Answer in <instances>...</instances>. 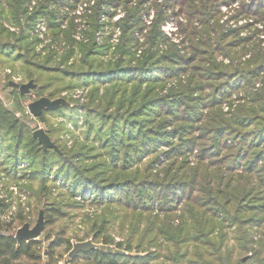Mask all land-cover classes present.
Here are the masks:
<instances>
[{"label":"trees","instance_id":"1","mask_svg":"<svg viewBox=\"0 0 264 264\" xmlns=\"http://www.w3.org/2000/svg\"><path fill=\"white\" fill-rule=\"evenodd\" d=\"M36 1L28 14L30 0H0V67L19 68L38 96L49 99L77 86L91 91L81 115L63 106L39 117L58 152L43 151L0 100V173L27 181L43 203L48 241L46 255L41 241L17 243L15 229L27 222L22 214L15 223L0 222V264H57L71 239L125 254L91 250L69 264H264V0H163L154 4L152 26L142 23L140 6L126 8L128 0H93L79 25L86 40L77 42L81 60L64 68L40 61L28 33L46 21L59 41L57 11L81 0ZM119 5L126 12L115 23L120 35L113 53L120 57L105 65L95 35L105 27L99 18L112 16L106 9ZM222 5L230 18L223 20ZM167 10L182 35L178 42L161 29ZM240 18L252 23L228 25ZM254 23L262 29L251 28ZM247 28L254 30L240 36ZM48 116L66 122L55 127ZM68 133L75 136L71 147L60 139ZM160 146L166 164L158 170ZM82 207L93 210L81 216L84 232L61 239L58 231L50 240L48 228L68 218L66 210Z\"/></svg>","mask_w":264,"mask_h":264},{"label":"rangeland","instance_id":"2","mask_svg":"<svg viewBox=\"0 0 264 264\" xmlns=\"http://www.w3.org/2000/svg\"><path fill=\"white\" fill-rule=\"evenodd\" d=\"M29 1V0H28ZM163 0H128L126 3V8L130 7H136L140 6V9L142 10L141 13V21L142 23L146 25H150V23L154 20L156 9H155V3H161ZM38 1L36 0H30V6L25 5V10L28 11V14H33L34 11H36V8L38 7L37 4ZM85 0H81L77 4H72L69 8H62L58 12L60 15V19L57 20V23L60 25V29L62 32L59 34V41H55L53 39V35L49 29V26L47 25L46 21L40 22L44 19H37L36 22L37 25L35 28L30 30L28 33L29 38L31 40L35 39L34 44V52L39 58L40 61H43V59H50V66L51 67H59L64 68L65 66H73L81 60L82 51L80 48V45L77 42L86 41L83 40L85 35L81 33L82 26H79L80 24L84 25V23L87 22L85 18H82L81 16L84 15L85 5L83 4ZM63 5L66 3H58V5ZM58 5H51L47 4V7L49 10H54L55 8H60ZM91 5H88L90 7ZM146 7V8H145ZM239 4L238 2L232 5V9H238ZM144 8V9H143ZM223 14L225 15L223 17L224 19L230 18L232 12H229L226 8V6H220L219 8ZM108 10V14L112 13V16L103 15L99 18L100 23H104L105 27L103 28L100 33L95 35L96 42L98 43V46H101L102 53L99 58V60L107 65L110 62H114L118 60L120 56H118V53H113L115 49V45L118 43V37L120 35L119 26H116L115 23L120 20L126 10L123 9L122 5H119L115 9L113 7H110ZM231 11V10H230ZM165 16H168V26L164 22L162 24L161 29L166 32L170 38V42H178L182 39V35L179 34L178 27L175 22L174 17H169V11H165ZM252 19V18H251ZM247 23H252L251 20H245V19H239L236 24L233 22H230L228 25L231 26V28L236 27H243ZM78 24V27L75 29H72L70 31L71 25ZM76 26V25H75ZM74 26V27H75ZM152 26V25H150ZM167 26V27H166ZM3 27L6 28L10 32L18 33L19 29L15 28L13 25H9L6 22H3ZM27 27L26 23L23 22L22 26L20 28L25 29ZM263 25L261 23H254V25L251 28L254 29H262ZM250 28L243 29L240 31V36H247L250 34L249 31ZM254 29H250L251 32ZM148 30H143V33L145 34ZM260 36V34H259ZM88 37V36H87ZM143 41V38L140 37V42ZM109 46V47H108ZM145 47L139 48L137 50V53L140 54L141 51H143ZM68 52H72V57H68L66 60L67 63H63V58H66V55ZM5 68V67H4ZM1 68L0 67V100L2 101L5 108H7L10 112L14 113V115L23 121L26 125H28L32 131V134L37 130H42L44 134L47 136V138L50 141L49 146H44L41 143L39 145L41 146L43 151H47L48 149H54L58 152V149L55 145V143L50 139V137L47 134V123L43 122L39 119V117H34L33 115L29 114L28 112V106L40 99V98H48L42 96H38L39 92L37 91V86L34 83L33 79H26V75H23L21 70L15 69V71H12L9 68ZM4 79H7L4 81ZM17 84L18 88L12 87L10 84ZM28 85V91L26 93H22L19 90L20 86ZM90 91L91 87L89 86H77L73 89H64L59 93V97H56L55 99H49V100H56V99H62L65 102V108H77L78 113L81 115L83 112L82 107L86 102H88V99L90 97ZM100 94H104V89L102 88L100 90ZM15 96L18 97L19 101L16 102ZM82 118V116H80ZM47 119L50 120V122L53 124V126H57L61 122H66V118L63 117H56L51 118L47 117ZM67 127L70 131L74 133L77 140L82 141V137L80 134V130H75L72 126V124L67 123ZM73 135V136H74ZM74 136V137H75ZM74 137L71 136V134L67 135H60V139L66 141L67 147H71L72 142L74 141ZM166 148L164 146H160L157 150L158 152V159L159 162L155 165L158 167V170H160L165 164H166V157L163 152H165ZM148 158L146 157L143 161H146ZM195 156H187V160L190 161V163H195ZM24 166L27 165V163L23 164ZM27 181L21 180L18 182L12 181L8 176H6L3 173H0V195L9 200L12 205L15 207L14 217L12 219V223L17 221L18 216L22 214V217L26 218V223L22 225L21 227H26L29 231H32L36 226L43 225L44 227V219H43V203L40 204L37 202L34 194H32L31 190L28 188ZM57 186V185H56ZM15 189V191L13 190ZM53 192H56L55 189ZM25 195V201H22V196ZM44 198H46L44 196ZM36 203L39 204V206L36 205ZM37 215H33L34 208H37ZM66 212H69L67 214L68 218L60 220L57 224L51 226L48 228V230H53L54 232L51 234V239L54 240L57 239L59 236L61 239H67L72 238L73 236L77 234H82L85 230V227L81 223V216L82 214H93V210L89 209V207H82V208H73L72 210H66ZM5 221H2L4 223ZM10 222V223H11ZM6 224V222L4 223ZM15 229V230H16ZM58 231H63L60 233L61 235L58 236ZM0 233L4 234L0 231ZM14 235V234H13ZM43 229L41 231L40 236L36 239L38 241H41L42 246V254L45 253L48 241H45L43 239ZM118 240V239H117ZM71 245L76 243L75 240L71 239ZM232 243V242H230ZM114 248V247H113ZM64 247L62 246L59 250V253L56 257H60L57 261V264H62L66 258L67 254L63 253ZM62 253V254H61ZM60 254V255H59ZM44 257V256H43ZM46 264V263H43Z\"/></svg>","mask_w":264,"mask_h":264},{"label":"water","instance_id":"3","mask_svg":"<svg viewBox=\"0 0 264 264\" xmlns=\"http://www.w3.org/2000/svg\"><path fill=\"white\" fill-rule=\"evenodd\" d=\"M10 85L14 88H18L17 84L11 83ZM28 88H29L28 85H23L19 87V90L22 93H26L28 91ZM63 106H65V102L62 99L49 100L48 98H40L32 102L28 106V111L34 117H40L44 111H54ZM32 135L42 145L44 146L50 145L49 139L47 138V136L44 134L42 130H37ZM42 229H43V225L36 226L32 231H29L26 227L19 228L15 233L14 239L19 244L22 241L28 242L31 240H36L40 236ZM97 249L100 251L108 252V253L121 254V255L125 254L124 251L114 249L110 246L95 245L94 243H92V241L87 240L84 242L74 243L72 245L71 250L67 254L66 260L62 264H69L70 260L75 258L79 253H87L91 250H97ZM44 255H46V251Z\"/></svg>","mask_w":264,"mask_h":264},{"label":"built area","instance_id":"4","mask_svg":"<svg viewBox=\"0 0 264 264\" xmlns=\"http://www.w3.org/2000/svg\"><path fill=\"white\" fill-rule=\"evenodd\" d=\"M92 1L93 0H85L84 2L85 8L88 7V5L92 6V4L94 3V1L93 2ZM13 190L15 191V189ZM0 201H2L3 204L5 205L2 207L0 206V222L5 221L6 223H10L14 217L15 207L12 205V203L9 200L3 198L1 195H0ZM22 201L23 202L25 201V195L22 196ZM18 229L15 230L13 237L15 236V233Z\"/></svg>","mask_w":264,"mask_h":264}]
</instances>
